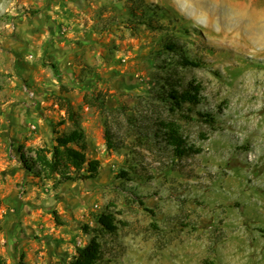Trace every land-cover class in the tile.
<instances>
[{
    "label": "rangeland",
    "instance_id": "1",
    "mask_svg": "<svg viewBox=\"0 0 264 264\" xmlns=\"http://www.w3.org/2000/svg\"><path fill=\"white\" fill-rule=\"evenodd\" d=\"M145 2L159 16L152 27L131 21L126 0H0V255L10 264H65L95 235L106 264H264V0ZM62 44L71 66L57 62ZM182 56L199 66H179ZM67 68L71 83L51 88ZM168 81L198 85L199 104L171 110ZM60 95L80 110L102 169L55 190L20 150L52 148L50 131L68 129ZM169 120L198 153L168 149ZM102 213L119 221L115 237L97 225Z\"/></svg>",
    "mask_w": 264,
    "mask_h": 264
},
{
    "label": "trees",
    "instance_id": "2",
    "mask_svg": "<svg viewBox=\"0 0 264 264\" xmlns=\"http://www.w3.org/2000/svg\"><path fill=\"white\" fill-rule=\"evenodd\" d=\"M131 3L130 16L131 21L136 19L140 24L152 27L151 21L153 18H158L155 9L151 8L145 0H126ZM137 5V6H136ZM160 28L162 26H159ZM164 48L169 52L177 51V43L168 41L164 43ZM179 66L198 67L194 61L187 59L185 56L180 57ZM55 70L56 67L52 66ZM168 92L163 97L166 102L171 104V110L183 111L187 104L193 107L200 102L199 86L189 84L184 86L177 82L171 83L168 81ZM60 110L65 112V117L58 123V126L69 123L71 128L69 131L60 134L57 129H53L54 145L52 148L42 146L31 149L34 155H27L23 148L20 150V159L24 168L41 180H54V189L69 182H82L86 180H94L98 177L102 164L100 160L91 159L88 156L89 142L86 138V133L82 127V114L78 108L72 103L69 97L60 95L55 101ZM86 105L103 107V102L99 97L85 100ZM190 109V108H189ZM203 116V115H201ZM209 123H215V120L210 117ZM161 136L166 142V146L178 158H183L189 154L198 153L191 147H188L183 134L180 131V126L175 120L162 121ZM157 136H159L157 134ZM105 146L107 150L117 151L121 148L114 141V137L107 126L105 127ZM121 178L128 179V173H120ZM4 205V199L0 196V209ZM56 220L58 217L56 215ZM116 216L112 213H102L96 217V223L100 227L103 236L115 237L118 234L119 226ZM1 230V220H0ZM84 230L89 231V227L85 226ZM107 251L105 244L98 235L85 246L76 249L75 257L65 264H106ZM0 264H10L3 256L0 255ZM24 264V263H21Z\"/></svg>",
    "mask_w": 264,
    "mask_h": 264
},
{
    "label": "crops",
    "instance_id": "3",
    "mask_svg": "<svg viewBox=\"0 0 264 264\" xmlns=\"http://www.w3.org/2000/svg\"><path fill=\"white\" fill-rule=\"evenodd\" d=\"M56 43H58V42H56ZM55 43V44H56ZM60 44V43H59ZM65 44V43H64ZM64 44H62V48H63V52H56L55 53V57H57V62H61V65H63V67L64 66H71L72 65V62L73 61H75V58H76V56H75V52H73V51H71L70 53H68V52H66V48H68L69 47V44H67V45H64ZM55 47V46H54ZM57 49V48H56ZM56 49H54V50H56ZM64 53H67V55H66V57H64L63 56V54ZM61 54H62V56H61ZM61 57H63V58H61ZM69 68V67H68ZM65 69L62 73L60 72V73H58V74H56V76L54 75V74H52L51 75V79H50V81H49V84L52 86L51 88H53V89H55V87L56 86H58L59 85V81H60V79H59V77H64V78H68L69 80L67 81V83H71V78H72V74L70 73V71H69V69ZM56 84V85H55ZM53 89H52V91H50L51 93H50V95L49 96H51V95H53V97H54V95L56 94V93H53ZM49 98H51V97H49ZM51 103H53L54 104V101H51ZM73 104H74V102H72ZM75 105V104H74ZM55 107H58V105L56 104V106ZM60 109V108H59ZM60 115V118H64L65 117V112L64 111H62V110H60V113H59ZM65 129L68 127V129L66 130V131H63V132H61L60 134H62V133H64V132H67V131H69L70 130V128H71V126H70V124L69 123H66L65 125H62ZM58 131V130H57ZM49 135V139L48 140H50V142L51 143H49V141H48V144H50V146H52L53 147V145H54V134H53V130H51L50 131V134H48ZM88 142H89V145L91 146V147H93L92 145H91V141L88 139ZM40 228H42V227H40Z\"/></svg>",
    "mask_w": 264,
    "mask_h": 264
},
{
    "label": "built area",
    "instance_id": "4",
    "mask_svg": "<svg viewBox=\"0 0 264 264\" xmlns=\"http://www.w3.org/2000/svg\"><path fill=\"white\" fill-rule=\"evenodd\" d=\"M29 95L33 98L35 96L34 92L30 91ZM33 128H36L35 126H33Z\"/></svg>",
    "mask_w": 264,
    "mask_h": 264
}]
</instances>
